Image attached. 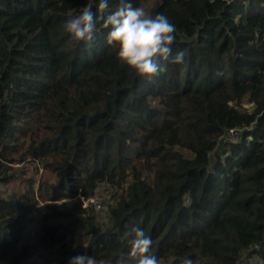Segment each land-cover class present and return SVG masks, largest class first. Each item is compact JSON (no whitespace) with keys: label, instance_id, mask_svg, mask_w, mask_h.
<instances>
[{"label":"trees","instance_id":"trees-1","mask_svg":"<svg viewBox=\"0 0 264 264\" xmlns=\"http://www.w3.org/2000/svg\"><path fill=\"white\" fill-rule=\"evenodd\" d=\"M254 257L264 0H0V264Z\"/></svg>","mask_w":264,"mask_h":264},{"label":"rangeland","instance_id":"rangeland-1","mask_svg":"<svg viewBox=\"0 0 264 264\" xmlns=\"http://www.w3.org/2000/svg\"><path fill=\"white\" fill-rule=\"evenodd\" d=\"M246 106H250V105H246ZM231 136L235 137L236 135H235V133H231ZM99 195H100L101 199L97 198V199H94V201H90V202H92V204L95 206V209L102 210L101 217L105 218V216H104L105 205L107 204V202L109 203L113 200L115 194H113V192H111V191H107L105 189L103 190V188H101ZM59 202H63V203H65V206H68V205H70L71 200L70 199H63ZM83 205H87V201H85L83 203ZM254 258H255V261H256V259L258 261L257 257H254ZM254 258L252 259V261H254ZM255 261H254V263H255Z\"/></svg>","mask_w":264,"mask_h":264},{"label":"built area","instance_id":"built-area-1","mask_svg":"<svg viewBox=\"0 0 264 264\" xmlns=\"http://www.w3.org/2000/svg\"><path fill=\"white\" fill-rule=\"evenodd\" d=\"M90 201H94V199H91ZM257 264H264V258L259 259V260L257 261Z\"/></svg>","mask_w":264,"mask_h":264}]
</instances>
